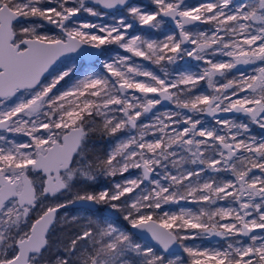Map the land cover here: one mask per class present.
I'll use <instances>...</instances> for the list:
<instances>
[{
    "label": "snow or ice",
    "instance_id": "6c2138e0",
    "mask_svg": "<svg viewBox=\"0 0 264 264\" xmlns=\"http://www.w3.org/2000/svg\"><path fill=\"white\" fill-rule=\"evenodd\" d=\"M151 4L0 0V264H264V0Z\"/></svg>",
    "mask_w": 264,
    "mask_h": 264
},
{
    "label": "rangeland",
    "instance_id": "374dc122",
    "mask_svg": "<svg viewBox=\"0 0 264 264\" xmlns=\"http://www.w3.org/2000/svg\"><path fill=\"white\" fill-rule=\"evenodd\" d=\"M132 2L133 3H140V4H143V5H145V6H147V7H149V8H151L152 7V4H151V0H132ZM190 2L192 3V4H195V3H197V2H199V0H190ZM112 14H115V13H112ZM84 18H86V19H95V18H91V17H88L86 14L84 15ZM107 20H108V22H111V16H109L108 18H107ZM136 31L137 32H139V31H141V29L140 28H136ZM143 31L146 33L147 32V29H143ZM162 31H164V32H169V31H174V29H171L169 26H167L166 28H164V29H162ZM113 48H115V46H113ZM195 61H191V62H189V64L190 65H195ZM258 131H260L259 129H258ZM259 133L260 132H258V133H256V134H258L259 135ZM100 147H102V145H97V148H100ZM105 181L103 180V179H101L100 181H99V184L97 185V186H99V188H102L103 186H105ZM62 199H63V197H62ZM38 211V210H37ZM64 211H68V212H70V213H72V212H79V211H81L80 210V208H69V209H67V210H64ZM64 211H61L60 213H59V216H63L64 215ZM104 215H109V213H107L106 211H105V213H104ZM36 217V212H34L33 213V219ZM55 241H53V248L51 249L52 251L53 250H55ZM47 255V253H45V256Z\"/></svg>",
    "mask_w": 264,
    "mask_h": 264
},
{
    "label": "trees",
    "instance_id": "16d2710c",
    "mask_svg": "<svg viewBox=\"0 0 264 264\" xmlns=\"http://www.w3.org/2000/svg\"><path fill=\"white\" fill-rule=\"evenodd\" d=\"M253 131L255 133H258L260 131H258V129L254 128ZM260 134V133H259ZM99 188V186H97ZM62 235H63V230L60 228L59 224H57V226L54 228V230L52 231V234H51V239L52 241H56L58 238H62ZM55 244V243H54ZM52 251V250H51ZM55 251V250H53ZM50 255V253H47L46 256Z\"/></svg>",
    "mask_w": 264,
    "mask_h": 264
},
{
    "label": "water",
    "instance_id": "95a60500",
    "mask_svg": "<svg viewBox=\"0 0 264 264\" xmlns=\"http://www.w3.org/2000/svg\"><path fill=\"white\" fill-rule=\"evenodd\" d=\"M168 26H169L171 29H174V30H175V26H174V25L169 24ZM74 208H79V207L77 206V207H74ZM35 218H36V217H35ZM35 218H34V219H35Z\"/></svg>",
    "mask_w": 264,
    "mask_h": 264
},
{
    "label": "flooded vegetation",
    "instance_id": "af4514ba",
    "mask_svg": "<svg viewBox=\"0 0 264 264\" xmlns=\"http://www.w3.org/2000/svg\"><path fill=\"white\" fill-rule=\"evenodd\" d=\"M74 208V207H73Z\"/></svg>",
    "mask_w": 264,
    "mask_h": 264
}]
</instances>
